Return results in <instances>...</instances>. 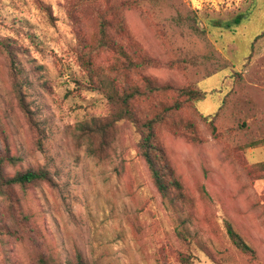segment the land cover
Here are the masks:
<instances>
[{
  "label": "rangeland",
  "instance_id": "obj_1",
  "mask_svg": "<svg viewBox=\"0 0 264 264\" xmlns=\"http://www.w3.org/2000/svg\"><path fill=\"white\" fill-rule=\"evenodd\" d=\"M126 1L0 0V42L11 45L0 49V158H16L3 169L10 177L39 169L51 177L9 191L29 224L25 234L0 233V264H30L38 252L57 264H180L179 253L191 254L193 264H264V179L257 180L264 173L249 172L264 163V37L257 40L264 0H146L118 13L133 40L125 44L159 65L144 75L207 92L197 110L219 113L216 140L194 106L181 115L196 120L201 144L158 130L194 201L185 212L154 187L129 123H120L103 157L75 137L81 124L109 115L101 93L76 83L86 77L79 53L95 37L96 10ZM247 12L239 25L215 26ZM113 58L102 53L96 63L108 69ZM17 80L39 133L20 107ZM11 203L0 189V227L16 226ZM227 224L253 256L234 246Z\"/></svg>",
  "mask_w": 264,
  "mask_h": 264
},
{
  "label": "trees",
  "instance_id": "obj_2",
  "mask_svg": "<svg viewBox=\"0 0 264 264\" xmlns=\"http://www.w3.org/2000/svg\"><path fill=\"white\" fill-rule=\"evenodd\" d=\"M145 1L128 0L122 3L119 9L113 7L104 12L96 10L95 37L79 53L80 68L86 77L84 81L78 80L76 83L81 90L101 93L107 101L109 115L91 123L81 124L78 127V135L75 137L78 141L88 142L94 156L103 157L115 140L120 123H129L139 136L138 154L149 170L154 187L165 202L175 210L185 212L194 207V201L172 165L167 150L158 137V130L165 127L191 144H201L203 139L196 120L181 115L183 109L194 106L195 114L202 118L212 138L216 140L222 136L216 126L219 113L204 115L197 110V105L206 99L207 92L190 85L177 86L171 82L159 83L143 74L147 69L159 65L152 58L137 48L135 49L134 44L131 46L125 44L126 42L129 44L133 40L118 13L125 9L138 7ZM158 1L150 0L153 3ZM251 15V12L240 14L234 18L232 23L217 22L215 26L230 28L233 24H241ZM111 17L117 19L118 25H115L114 21L110 19ZM263 37L264 32L257 37V40ZM10 48L11 45L8 43L0 42L2 52L10 51ZM253 49L254 47H252ZM106 52L114 55L113 63L108 69H104L96 63L100 55ZM12 64L13 71L17 74L13 59ZM132 75H138L141 78L140 84L132 81ZM16 92L22 111L31 127L39 133V125L34 119V114L25 102L22 90L18 89V80ZM162 98H168V100ZM5 160L13 164L16 158L12 156H7V159L0 158V189L8 195L9 201L12 202L8 212L11 222L16 226L0 227V233L8 234L12 228L19 234L18 229L21 228L22 234H25L28 230V217L20 209L18 199H15L12 194L10 195L9 191L16 187L25 190L39 182H50L51 177L44 169L21 171L10 177L5 174L3 169ZM249 172L253 174L252 178L258 173H264V163L250 168ZM260 179H264V176L257 177V180ZM227 230L232 243L238 250L251 256L255 254V251L231 225L227 224ZM181 237L186 240L184 235ZM193 261L194 257L191 254L179 253L180 264H193ZM30 264L57 263L51 255L38 252L33 255ZM68 264L87 263L79 260L77 263Z\"/></svg>",
  "mask_w": 264,
  "mask_h": 264
}]
</instances>
